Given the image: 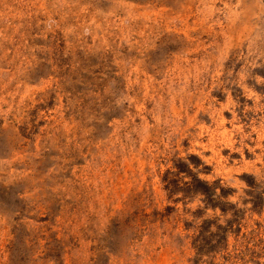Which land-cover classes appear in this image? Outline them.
I'll return each instance as SVG.
<instances>
[{"label":"rangeland","instance_id":"obj_1","mask_svg":"<svg viewBox=\"0 0 264 264\" xmlns=\"http://www.w3.org/2000/svg\"><path fill=\"white\" fill-rule=\"evenodd\" d=\"M256 195L264 0H0V264H264Z\"/></svg>","mask_w":264,"mask_h":264},{"label":"trees","instance_id":"obj_2","mask_svg":"<svg viewBox=\"0 0 264 264\" xmlns=\"http://www.w3.org/2000/svg\"><path fill=\"white\" fill-rule=\"evenodd\" d=\"M247 183H248V185L251 186V182L248 181ZM246 191L251 192L250 190H246ZM263 201L264 200L260 199L259 195H256V200L253 202V206L254 207H256V206L261 207L263 205ZM230 204H232V203H230ZM222 210L225 212V209L222 208ZM234 221L235 220L232 217L226 219V225L223 227L224 232L221 234V237H223V238L226 237V231H227V229L231 228ZM207 222H211V221L208 220ZM239 229H240V225L237 226L236 231H238ZM261 233L264 234V224H262L261 222H256V227H253L249 231L244 232V236L247 237V235H249L250 237H253L254 235H258ZM259 239L262 240L261 238H259Z\"/></svg>","mask_w":264,"mask_h":264}]
</instances>
